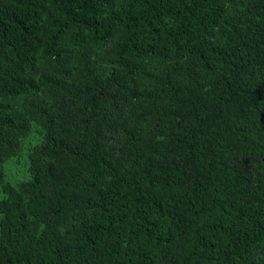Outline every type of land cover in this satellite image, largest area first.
I'll return each instance as SVG.
<instances>
[{
    "label": "trees",
    "instance_id": "1",
    "mask_svg": "<svg viewBox=\"0 0 264 264\" xmlns=\"http://www.w3.org/2000/svg\"><path fill=\"white\" fill-rule=\"evenodd\" d=\"M0 264H264V0H0Z\"/></svg>",
    "mask_w": 264,
    "mask_h": 264
}]
</instances>
